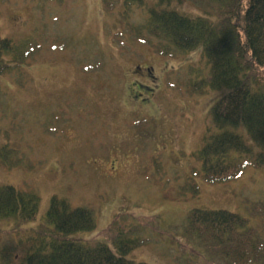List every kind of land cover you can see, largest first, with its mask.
I'll return each instance as SVG.
<instances>
[{
	"label": "rangeland",
	"instance_id": "obj_1",
	"mask_svg": "<svg viewBox=\"0 0 264 264\" xmlns=\"http://www.w3.org/2000/svg\"><path fill=\"white\" fill-rule=\"evenodd\" d=\"M165 6L218 10L207 0H0L19 61L0 76V185L40 198L36 220L0 221V240L26 241L54 197L94 213L96 230L77 237L124 227L139 242L127 257L146 264H216L188 232L196 208L237 213L264 240V168L222 182L197 173L222 92L194 90L210 76L202 47L163 54L140 37L149 9Z\"/></svg>",
	"mask_w": 264,
	"mask_h": 264
},
{
	"label": "trees",
	"instance_id": "obj_2",
	"mask_svg": "<svg viewBox=\"0 0 264 264\" xmlns=\"http://www.w3.org/2000/svg\"><path fill=\"white\" fill-rule=\"evenodd\" d=\"M144 1L125 0V5ZM207 1L215 4L213 10L218 7L215 14L192 16L170 6L149 9L142 26L148 37H140L163 54L202 47L210 76L194 90H217L222 95L211 108L214 125L197 155L201 162L197 173L207 182H222L238 178L247 165L264 168V0ZM16 52L14 42L0 31V76L19 64L8 57ZM39 200L33 191L0 185V221L17 229L36 220ZM96 228L92 210L54 197L46 224L29 228L26 241L0 240V264H146L127 257L139 242L124 227H119L111 246L108 239L77 237ZM15 229L5 235H13ZM188 232L197 237L192 238L198 245L207 246L213 263L264 264V240L249 219L237 213L193 209Z\"/></svg>",
	"mask_w": 264,
	"mask_h": 264
}]
</instances>
